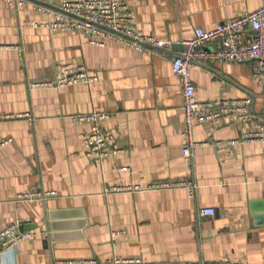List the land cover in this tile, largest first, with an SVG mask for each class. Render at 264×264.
<instances>
[{
    "label": "crops",
    "instance_id": "obj_1",
    "mask_svg": "<svg viewBox=\"0 0 264 264\" xmlns=\"http://www.w3.org/2000/svg\"><path fill=\"white\" fill-rule=\"evenodd\" d=\"M123 1L144 35L173 43L171 54L108 37L93 46L84 32L32 26L53 20L61 0H0V232L20 224L36 234L0 251V264H264V141L241 142L264 127V85L253 81L251 63L193 68L199 101L250 98L255 122L196 125L194 141L209 145L195 148L188 165L183 87L172 69L175 49L195 29L211 30L264 0ZM72 63L98 80L32 87ZM94 110L111 115L104 127L116 137L117 153L100 164L85 153L90 123L72 119ZM169 180L194 182L195 198L184 188L105 194ZM33 188L54 195L25 198ZM205 208L216 214L201 217Z\"/></svg>",
    "mask_w": 264,
    "mask_h": 264
},
{
    "label": "built area",
    "instance_id": "obj_2",
    "mask_svg": "<svg viewBox=\"0 0 264 264\" xmlns=\"http://www.w3.org/2000/svg\"><path fill=\"white\" fill-rule=\"evenodd\" d=\"M17 6L27 4V0H8ZM60 12L53 13V20L46 23H34L35 28L47 29L52 33L84 32L90 36L93 46H105V38L120 39L129 46L143 51L146 46L161 50H170L172 42L157 40L146 36L139 30L133 12L123 0H61ZM47 13L50 10H46ZM110 30V31H108ZM216 44L217 48L208 51L205 48ZM184 51L180 58H174L172 69L183 87L185 132L187 140L183 148V158L186 164L191 165L193 150L207 146L208 143H198L193 139V129L196 125L206 123H227L236 126H248L255 122V114L250 98L221 99L215 101H199L196 97V86L192 71L197 64L208 61L226 63H251L253 66V81L264 85V6L247 12L233 20L217 25L211 30L197 28L193 37L182 43ZM98 80L81 64L67 65L63 73L55 80L33 82L34 88H66L76 85H90ZM110 114L94 110L87 114L72 116L75 122H89L91 130L85 136L84 147L86 156L93 162L100 164L107 157L117 153L115 150V135L105 129L104 122ZM2 119V117H0ZM264 141V127L258 132L244 134L242 144ZM237 142H229L235 145ZM127 167L120 168L121 172H128ZM186 189L190 198H195L196 184L188 180L158 181L144 187L142 185H122L106 187L105 194L131 193L144 191H165ZM47 195L39 188H33L25 198L45 200ZM214 208H205L200 211L201 217L214 216ZM36 234L21 230V225H12L0 232V251L10 250L19 244L32 239ZM117 234H114L116 236ZM80 264L83 261H60L58 264ZM138 261L114 260L113 264H126ZM231 264V263H206Z\"/></svg>",
    "mask_w": 264,
    "mask_h": 264
},
{
    "label": "water",
    "instance_id": "obj_3",
    "mask_svg": "<svg viewBox=\"0 0 264 264\" xmlns=\"http://www.w3.org/2000/svg\"><path fill=\"white\" fill-rule=\"evenodd\" d=\"M58 11L60 12L61 10L60 9H58ZM108 31H110V30H108ZM181 46H180V48H177V49H175V51L177 52V54H174V57L175 58H180L181 56V53L184 51V46L182 45V44H180ZM146 47H150V46H146ZM151 48V47H150ZM165 52H167V53H170L171 54V52H169V50H164ZM180 53V54H179ZM21 230H23V225H22V227H21Z\"/></svg>",
    "mask_w": 264,
    "mask_h": 264
}]
</instances>
